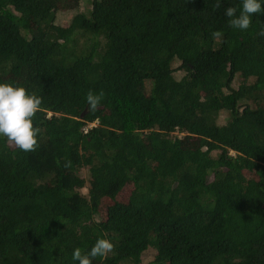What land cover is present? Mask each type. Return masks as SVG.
Returning a JSON list of instances; mask_svg holds the SVG:
<instances>
[{
    "label": "trees",
    "instance_id": "trees-1",
    "mask_svg": "<svg viewBox=\"0 0 264 264\" xmlns=\"http://www.w3.org/2000/svg\"><path fill=\"white\" fill-rule=\"evenodd\" d=\"M74 2L0 0V82L43 101L36 151L0 137V264H78L98 238L93 264H264V14L89 0L60 23Z\"/></svg>",
    "mask_w": 264,
    "mask_h": 264
},
{
    "label": "clouds",
    "instance_id": "clouds-1",
    "mask_svg": "<svg viewBox=\"0 0 264 264\" xmlns=\"http://www.w3.org/2000/svg\"><path fill=\"white\" fill-rule=\"evenodd\" d=\"M215 7H220V0H217ZM256 14H264V0H241L239 8L232 6L225 10L229 26L242 31L250 28L252 17ZM260 35L264 36V30ZM104 98L103 90H89L86 94L88 110L97 111ZM42 102V97L29 94L24 86L0 82V137H5L10 145L21 151H36L41 129L35 125L34 117L42 110ZM70 166L71 161L64 165L66 168ZM114 247L111 240L98 238L87 252H82L79 247L75 248L72 258L78 261V264H93L97 257L106 258Z\"/></svg>",
    "mask_w": 264,
    "mask_h": 264
},
{
    "label": "rangeland",
    "instance_id": "rangeland-1",
    "mask_svg": "<svg viewBox=\"0 0 264 264\" xmlns=\"http://www.w3.org/2000/svg\"><path fill=\"white\" fill-rule=\"evenodd\" d=\"M75 3V2H74ZM74 3L72 4V5H74ZM90 2H89V0H79V2L76 4L75 3V5L74 6H72V8H70V9H66L67 11H62L61 13H60V19H59V22L60 23H67L68 21H69V19H70V17H71V15L73 14V12L75 11V9L77 8V9H87V8H89L90 7ZM151 83H152V80L150 79V80H146L145 82H144V85L146 86V89L148 90V89H150L148 92H147V94H150L151 93V88H150V86H151ZM176 134H178V135H180V136H185V132H176ZM217 151H215V153H216ZM86 172V169L85 168H83V173H85ZM131 188H127L126 189V191L125 192H123L122 194H121V196L122 197H124V198H126V194H127V192H129V190H130ZM85 193H87V191H88V187L86 186V187H84L83 189H82ZM155 254H156V249L154 248V247H149L148 249H146L144 252H143V254H142V258H143V261L145 262V263H149L152 259H154V257H155Z\"/></svg>",
    "mask_w": 264,
    "mask_h": 264
},
{
    "label": "built area",
    "instance_id": "built-area-1",
    "mask_svg": "<svg viewBox=\"0 0 264 264\" xmlns=\"http://www.w3.org/2000/svg\"><path fill=\"white\" fill-rule=\"evenodd\" d=\"M93 123L89 124V125H92ZM86 130H87V127H86Z\"/></svg>",
    "mask_w": 264,
    "mask_h": 264
}]
</instances>
